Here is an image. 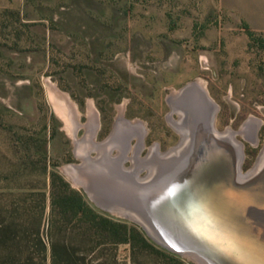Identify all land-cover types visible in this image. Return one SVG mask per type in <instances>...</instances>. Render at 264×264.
Wrapping results in <instances>:
<instances>
[{"label":"rangeland","instance_id":"obj_1","mask_svg":"<svg viewBox=\"0 0 264 264\" xmlns=\"http://www.w3.org/2000/svg\"><path fill=\"white\" fill-rule=\"evenodd\" d=\"M186 84L205 90L218 131L236 132L241 173L261 170L264 0H0V208L5 215L11 211L31 238L40 220L48 249L49 221L59 219L49 200V174L55 172L93 210L139 228L97 206L90 189L62 170L81 166L84 157L85 166L99 163L89 185L112 202L122 200L126 181L153 179L164 162L147 169L150 148V156L168 153L182 139L173 122L189 121L187 103L182 107L179 96L172 97ZM51 88L78 113L82 126L75 136L56 111ZM89 107L98 148L80 156ZM140 134L133 165L130 148ZM116 259L130 264L127 244L116 247Z\"/></svg>","mask_w":264,"mask_h":264},{"label":"bare ground","instance_id":"obj_2","mask_svg":"<svg viewBox=\"0 0 264 264\" xmlns=\"http://www.w3.org/2000/svg\"><path fill=\"white\" fill-rule=\"evenodd\" d=\"M194 85H190L179 96V100H176L181 106L183 105L182 107H184V102H186L187 110L188 112L190 111L188 123L173 122L182 137V139L180 138V143L172 150L170 149L168 153L150 156L147 161V169L151 170L157 163L163 162L164 157L168 160L172 153H176L182 147V143L186 142L188 132L194 131L195 133L197 129L206 130L208 135L214 137L215 140L202 142L195 133L192 140V147L195 149L190 156L191 168L184 176L185 182L183 181V184L178 185L172 176L164 180L160 185H158L160 182L153 184L152 190L158 195L157 199L153 201L162 198L166 207L174 205L175 209L171 211V216L179 218L186 229L192 230V233L195 232V236L200 237V240L204 241L200 234L207 232L217 244L234 248L235 256L239 258V264H264V244H258L251 237V234H253L259 238V234L264 233V225H261L257 220L258 216L264 217V214H259L260 209L258 208L259 206L264 207V175H261L253 186L245 189H234L229 186L227 181L230 163H234L236 177L242 181L256 173L254 172L256 166L248 174L241 173L242 150L240 144L235 141L232 133L220 132L215 128L214 121H212L216 111L214 110L215 107L210 105L209 98L205 95V90L203 88L200 90L199 87ZM51 91V95L55 100L56 111L65 120L66 130L75 136V129L78 126H82L78 121L79 119H77L78 113L76 109L69 103L67 96H65L66 98L63 97L53 88H51ZM172 102L171 105H173ZM91 111L92 108L89 107V120L83 127L86 128L87 132L85 137L94 138L97 121L93 111ZM79 145L81 147L82 144ZM103 146L101 147L102 151ZM156 152L158 151L156 150ZM87 160L84 157L81 159V166L71 165L70 169H97L98 165H100L93 161L90 165L88 164L89 166H85L84 163ZM65 167L68 168V166ZM262 169H264V166ZM62 171L70 180L74 183L76 182L77 177H73L72 170L66 169ZM169 183H172V187L174 186L176 189L180 187L182 189L181 195L177 194L174 198L167 196L165 194L166 185ZM136 191V194L139 195L146 190L139 191L138 188ZM121 193L123 194L122 198L125 199L126 196L123 191ZM124 199L122 201H125Z\"/></svg>","mask_w":264,"mask_h":264},{"label":"trees","instance_id":"obj_3","mask_svg":"<svg viewBox=\"0 0 264 264\" xmlns=\"http://www.w3.org/2000/svg\"><path fill=\"white\" fill-rule=\"evenodd\" d=\"M38 195L43 199L42 192ZM49 200L59 219L49 221L48 249L39 235L40 220L31 238L11 211L5 215L0 208V264H123L116 259L120 244L128 245L130 264H192L156 244L140 227L93 210L55 172L49 174Z\"/></svg>","mask_w":264,"mask_h":264},{"label":"water","instance_id":"obj_4","mask_svg":"<svg viewBox=\"0 0 264 264\" xmlns=\"http://www.w3.org/2000/svg\"><path fill=\"white\" fill-rule=\"evenodd\" d=\"M188 87L189 84H186L177 92L172 93V97L180 96ZM191 133L192 135L188 139L186 146L181 147L176 153H172L168 160L164 157L165 160L163 159L164 163L162 162V168L153 179L144 178L134 182H125L124 185L126 189L123 190V193L126 198H122L123 194H120V198L125 201L120 200L112 202V200L102 197V194L98 192L94 194L88 180L89 175L92 176L95 173L94 169H85V175H82L85 177L84 179L80 176L82 173L80 169H71L72 175L73 177H77L76 182L82 185L84 189H90L88 193H93L94 196L92 199L97 206L137 222L145 234L156 244L185 257L193 264H239V258H236L234 248L217 244L207 232L200 234V236L204 238V241L200 240V237L195 236V232L192 233V230L189 231L186 229L183 225L184 223L179 218L171 216V211L175 209L174 205L166 207L162 198L159 199L160 197L158 198L159 200L153 201L157 199L156 197L158 196L157 193H154V190H152L153 184H158L160 182L158 184L160 185L164 180L172 176L173 180L176 181L178 185L185 182L184 176L191 168L190 156L195 149L192 147V140L195 133L200 137L202 142L215 140L214 137L208 135L206 130L197 129L195 133L194 131ZM97 175L100 176L101 173L98 172ZM261 175H264V169H261L250 178L242 181L236 177L234 163H230L227 182L229 186L234 189H245L249 186H253ZM138 188L139 191H146L137 195L136 190ZM181 190L180 187L176 189L174 186L172 187V183H169L166 185L165 194L170 198H174L177 194L181 195ZM258 208L260 209L259 214H264V207L259 206ZM257 220L261 225H264V217L258 216ZM262 234L264 233L259 234V238L253 234H251V237L254 238L258 244H264V241H262L264 240V236H262Z\"/></svg>","mask_w":264,"mask_h":264},{"label":"flooded vegetation","instance_id":"obj_5","mask_svg":"<svg viewBox=\"0 0 264 264\" xmlns=\"http://www.w3.org/2000/svg\"><path fill=\"white\" fill-rule=\"evenodd\" d=\"M94 115H95V113H94ZM95 117H96V115H95ZM251 119V120H250ZM249 120H250V125H258V121L255 119V118H253V117H251ZM248 120V121H249ZM248 121L246 122V124L245 125H247L248 124ZM142 125V124H141ZM84 126V125H83ZM256 126L254 127V129H256ZM246 127V126H245ZM253 129V130H254ZM226 130V129H225ZM241 130V129H240ZM240 130H238V132L240 131ZM235 131H233L232 129H227L226 131H224V133H232L233 134V136H234V138H235V141L238 143V144H240V148H241V150H242V143H241V141L239 142V140H237L236 139V137H235V133H234ZM248 132V131H247ZM247 132H243L242 133V135L245 137V138H247ZM257 136V135H256ZM142 134H140V136H138V140H139V144L136 146V147H133V146H131V148H130V150L131 151H135V154L132 156V157H130V161L133 163V165H135V164H137V163H139L138 162V158H137V156H136V150L140 147H142ZM247 139H249V138H247ZM94 139L92 138V137H85L84 139H82V140H80L79 141V144H82L81 145V147H80V145L78 144V154L81 156L82 154H83V151L87 148V147H93V146H95V147H97L98 146V144H97V142H95V141H93ZM89 141H90V143H89ZM252 141H254V143H257V139L256 140H253L252 139ZM89 143V144H88ZM87 145V146H86ZM94 147V148H95ZM102 147V146H101ZM98 148V147H97ZM139 148V149H140ZM153 148V147H152ZM152 148H150V150H149V155H148V158H147V160L149 159V157H150V151H151V149ZM101 149V148H100ZM101 151L102 150H99V154L101 153ZM263 152V153H262ZM160 154V153H162V152H160L159 150H158V152H157V154ZM158 154V155H159ZM261 154H264V145H263V147H262V149H261V152H260V155ZM143 159H146V158H143ZM242 159V158H241ZM140 165V164H139ZM138 165V166H139ZM75 166H78V165H75ZM70 169V168H69ZM69 169H67V170H69ZM127 169V168H126ZM129 169H132V167L131 168H129ZM133 170V169H132Z\"/></svg>","mask_w":264,"mask_h":264}]
</instances>
